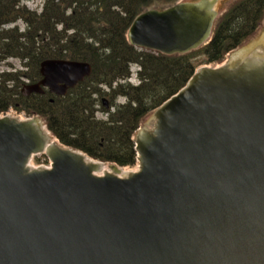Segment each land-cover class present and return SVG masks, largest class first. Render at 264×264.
<instances>
[{
    "label": "water",
    "instance_id": "1",
    "mask_svg": "<svg viewBox=\"0 0 264 264\" xmlns=\"http://www.w3.org/2000/svg\"><path fill=\"white\" fill-rule=\"evenodd\" d=\"M220 0L152 8L130 43L187 53L212 34ZM46 59L59 96L92 74ZM135 134L138 168H100L51 141L39 117L0 116V264H264V38L221 66L200 67ZM46 154L50 168H32Z\"/></svg>",
    "mask_w": 264,
    "mask_h": 264
},
{
    "label": "trees",
    "instance_id": "2",
    "mask_svg": "<svg viewBox=\"0 0 264 264\" xmlns=\"http://www.w3.org/2000/svg\"><path fill=\"white\" fill-rule=\"evenodd\" d=\"M24 1L0 0V61L16 56L31 62L25 63L30 72L0 73V113L14 108L38 116L64 146L124 168L137 165L134 135L144 117L179 92L199 66L224 63L264 23V0H224L208 41L187 53L164 54L132 45L130 26L149 9L192 0H45L41 12L26 9ZM18 20L25 23L22 32L2 28ZM46 59L87 61L93 71L65 96L26 97L21 78L39 79ZM132 64L141 67L137 85L127 81ZM121 96L126 102L117 104ZM103 98L110 108L98 107Z\"/></svg>",
    "mask_w": 264,
    "mask_h": 264
},
{
    "label": "rangeland",
    "instance_id": "3",
    "mask_svg": "<svg viewBox=\"0 0 264 264\" xmlns=\"http://www.w3.org/2000/svg\"><path fill=\"white\" fill-rule=\"evenodd\" d=\"M220 1L221 2H219L218 6H217L218 12H219L224 0H220ZM43 2H44V0H26V1L23 2V5H24V7H26V9H28L30 11H38V12H40L41 8L43 6ZM13 26H19L20 32H22L24 30V28H26L25 27V23L22 20H18L17 22H12V23L6 24L5 25V29H10ZM263 38H264V23H263L262 27L260 28L259 32L254 37H252L251 39L247 40L244 44H242V46H240L239 48H237L236 50H234L233 52L228 54L225 61H228L232 57V55H234V53L237 56L241 51H243L246 48L252 46L253 44L259 42ZM198 58H200V57H198ZM199 60H202V58L199 59ZM0 63H2L1 64L2 67L0 68L1 70H6V69H11L13 71L14 70H19V71L20 70H23V71L27 70L26 68H24L25 67L24 63H27V61L26 60H21L20 58H18L16 56H10V57H8L6 59H3V60L0 61ZM222 64H224V63H222ZM133 66H136V65H133ZM136 67H132L133 73H135ZM212 67H213V65H212ZM27 71L30 72L29 69ZM133 73H132V77H131L132 78L131 82L134 83V84H137V79L134 78ZM21 79H22L23 82L24 81L25 82L28 81L26 77L21 78ZM125 102H126V98L125 97L122 96V97L118 98L117 103L123 104ZM154 112L155 111H152L146 117H144V119L142 120V122L140 124L141 128H147V129H151V130L154 128L155 123H156V119L154 118ZM97 116L100 117V118H103V117H105V114H102V112H98ZM38 158H39L40 164H45L44 157L42 155H37V156L34 157L35 165H40V164H36L37 163L36 160ZM107 169L109 170L108 166H107ZM123 169L125 171L135 170V169H137V165L132 167V168H124L123 167Z\"/></svg>",
    "mask_w": 264,
    "mask_h": 264
},
{
    "label": "flooded vegetation",
    "instance_id": "4",
    "mask_svg": "<svg viewBox=\"0 0 264 264\" xmlns=\"http://www.w3.org/2000/svg\"><path fill=\"white\" fill-rule=\"evenodd\" d=\"M23 4V3H22ZM14 8H16V6L14 7ZM10 23H12V22H10ZM8 24V23H7ZM6 25V24H5ZM5 25H3L2 26V28H4L5 29ZM27 63H31L30 61H27ZM2 63H0V68L2 67V65H1ZM1 69H0V73H1ZM41 74V73H40ZM42 79V75H41V77L39 78V79H36V80H31V79H29V78H27V80H28V82H27V84H35V83H37V82H39L40 80ZM130 82V81H129ZM46 92H49L50 94H53V95H56V94H54V93H51L50 92V90H49V88L48 87H43V91L42 92H32V93H30L29 95H25L26 97H34L35 95H37V94H45ZM23 94V93H22ZM24 95V94H23ZM122 97V96H121ZM118 98H120V97H118ZM118 98H117V100L115 101L116 103H117V101H118ZM102 103H101V106L100 105H98V107L99 108H110V106H111V100L109 99V98H103L102 100ZM117 104H119V103H117ZM114 107V106H113ZM112 107V108H113Z\"/></svg>",
    "mask_w": 264,
    "mask_h": 264
},
{
    "label": "bare ground",
    "instance_id": "5",
    "mask_svg": "<svg viewBox=\"0 0 264 264\" xmlns=\"http://www.w3.org/2000/svg\"><path fill=\"white\" fill-rule=\"evenodd\" d=\"M49 134V136H50V133H48ZM100 168L101 169H104V166L103 165H100ZM104 171V170H103Z\"/></svg>",
    "mask_w": 264,
    "mask_h": 264
}]
</instances>
